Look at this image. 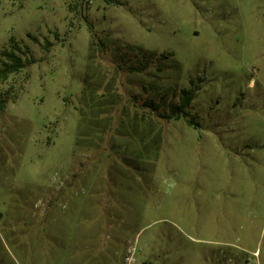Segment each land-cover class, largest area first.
Listing matches in <instances>:
<instances>
[{"label": "rangeland", "instance_id": "obj_1", "mask_svg": "<svg viewBox=\"0 0 264 264\" xmlns=\"http://www.w3.org/2000/svg\"><path fill=\"white\" fill-rule=\"evenodd\" d=\"M11 39L0 264H264V0H0Z\"/></svg>", "mask_w": 264, "mask_h": 264}, {"label": "trees", "instance_id": "obj_2", "mask_svg": "<svg viewBox=\"0 0 264 264\" xmlns=\"http://www.w3.org/2000/svg\"><path fill=\"white\" fill-rule=\"evenodd\" d=\"M112 1V0H110ZM12 40V51L4 50L2 51V55L5 56L6 61L2 63V67L0 68V79L5 80L9 74L19 71L24 63L21 57L15 52V50L19 51V46ZM194 97V90L189 88H183L180 91V97L177 104H171L169 107L170 113L166 115L167 118H179L181 114L186 115V108L189 106L190 102ZM5 104L4 100L0 99V112L4 109ZM193 120H190L192 122Z\"/></svg>", "mask_w": 264, "mask_h": 264}]
</instances>
